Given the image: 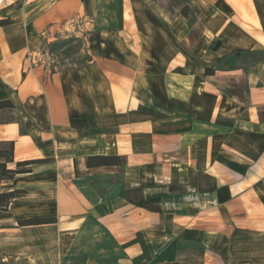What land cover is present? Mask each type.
I'll use <instances>...</instances> for the list:
<instances>
[{"label": "crops", "instance_id": "obj_1", "mask_svg": "<svg viewBox=\"0 0 264 264\" xmlns=\"http://www.w3.org/2000/svg\"><path fill=\"white\" fill-rule=\"evenodd\" d=\"M4 20L0 142L45 162L15 179L0 264H264V0H0Z\"/></svg>", "mask_w": 264, "mask_h": 264}, {"label": "trees", "instance_id": "obj_2", "mask_svg": "<svg viewBox=\"0 0 264 264\" xmlns=\"http://www.w3.org/2000/svg\"><path fill=\"white\" fill-rule=\"evenodd\" d=\"M184 13V9L182 10ZM186 13V12H185ZM12 21H0V26L11 24ZM214 70L207 69V75H213ZM1 108L10 107V103H1ZM14 143L0 142V229L1 223L12 218V205L14 201L25 195V191L15 188V179L17 175L27 174L31 172V167L45 161H24L16 162L14 157ZM127 159L118 155H97L90 156L86 159L88 168L97 167H120L125 166ZM13 165H15V168ZM56 222L54 218H35L19 221L20 226L53 224Z\"/></svg>", "mask_w": 264, "mask_h": 264}, {"label": "rangeland", "instance_id": "obj_3", "mask_svg": "<svg viewBox=\"0 0 264 264\" xmlns=\"http://www.w3.org/2000/svg\"><path fill=\"white\" fill-rule=\"evenodd\" d=\"M82 47L80 42L61 44L55 48L53 59L60 66L78 63L76 55Z\"/></svg>", "mask_w": 264, "mask_h": 264}]
</instances>
